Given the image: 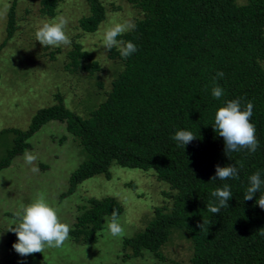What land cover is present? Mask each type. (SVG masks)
Segmentation results:
<instances>
[{"label": "trees", "instance_id": "trees-1", "mask_svg": "<svg viewBox=\"0 0 264 264\" xmlns=\"http://www.w3.org/2000/svg\"><path fill=\"white\" fill-rule=\"evenodd\" d=\"M62 1L40 0V14L55 18ZM86 1L89 14L79 20V27L94 33L106 19V6L102 0ZM127 1L141 16L135 29L118 39L131 41L137 51L124 59L116 48L110 50L122 67L105 99L96 108L90 106L89 115L83 117L69 109L57 92V102L39 109L27 130L12 129L14 142L0 159V170L30 147V137L44 124L65 122L88 155L72 173L68 193L95 175L110 179L114 164L151 170L169 185L163 193L167 204L155 209L143 232L124 239V251H130L126 258L148 252L158 259L157 264H185L162 252L173 234L182 233L192 250L187 264H264V236L260 235L264 209L256 203L260 193L244 200L250 175L260 171L264 179V0L243 4L238 0ZM16 5L17 0H12L0 50L16 31ZM51 55L54 58L55 52ZM68 56L67 67L74 70L85 60L84 69L92 73L100 69L80 43ZM218 71L224 76L214 79ZM216 85L224 90L219 100L211 95ZM237 98L242 108L246 101L254 105L250 122L259 147L255 153L241 150L228 157L223 138L212 125L216 110ZM178 130L197 136L184 150L172 139ZM229 164L237 167L238 179H211L217 165ZM224 184L233 194L229 208L212 214L207 211L208 203L214 201L210 193ZM80 209L70 237L82 245L98 242L113 210L119 217L124 212L122 204L110 196L90 197ZM202 221L210 224L207 233L197 227ZM16 240L10 231L7 246L13 249Z\"/></svg>", "mask_w": 264, "mask_h": 264}, {"label": "rangeland", "instance_id": "rangeland-1", "mask_svg": "<svg viewBox=\"0 0 264 264\" xmlns=\"http://www.w3.org/2000/svg\"><path fill=\"white\" fill-rule=\"evenodd\" d=\"M11 1L0 0V44L6 37L9 8L5 11V5H11ZM102 1L106 6V19L96 32L86 33L79 27V20L89 14L86 0H63L55 18L40 14V0H17L16 31L0 50V159L13 145L12 129L27 130L39 109L57 102V92L65 98L69 109L83 117L89 115L90 106L96 108L108 95L122 63L101 46L102 33L113 22L130 19L135 23L141 15L127 0ZM246 1L238 0L242 4ZM60 16L69 21L66 33L71 46H42L35 40L37 28ZM75 43H80L83 50L94 49L90 52L99 62V70L92 73L84 69L87 60L77 70L67 67L68 54ZM29 141L31 145L26 150L37 156L35 166L39 170L33 172V166L25 164L24 153L14 156L10 165L0 170V264L158 263L148 252L142 257L126 258L130 251H124L123 241L143 232L154 218L155 209L167 204L163 193L168 191V184L159 181L151 170L114 164L110 179L98 174L68 193L72 173L88 157L79 139L67 130L65 122L50 120ZM39 192L45 193L47 202L57 209L60 220L72 229L81 214L80 208L90 197L116 198L124 208L120 222L126 234L123 238L110 237L107 219L97 243L77 244L70 237L62 249H46L44 253L21 257L7 246L10 233L7 228L18 206L32 202ZM162 252L168 259L185 264L192 256L191 244L182 233L173 234Z\"/></svg>", "mask_w": 264, "mask_h": 264}, {"label": "clouds", "instance_id": "clouds-1", "mask_svg": "<svg viewBox=\"0 0 264 264\" xmlns=\"http://www.w3.org/2000/svg\"><path fill=\"white\" fill-rule=\"evenodd\" d=\"M10 4L5 5V11L10 8ZM69 21L60 16L52 22H44L35 32V40L42 46H71V39L66 33ZM136 25L132 20H124L123 22H113L106 27L102 33V47L105 52L116 48L121 58L127 59L137 51V47L131 41L118 39L125 33L133 31ZM87 50V51H92ZM86 52V51H85ZM224 73L218 71L217 78H223ZM211 95L215 99H220L224 95V90L219 85L212 87ZM241 99H232L226 101L224 106L219 107L214 116L213 129L223 138L224 152L228 156L229 153L247 150L249 153H255L259 147L256 137V128L250 122L253 115V107L251 101H246L244 107H241ZM197 136L188 130H178L172 137L183 150L187 144L196 139ZM229 157V156H228ZM24 162L32 165V171L37 172L39 169L35 166L37 156L30 151L24 152ZM240 167L243 163L240 162ZM238 169L235 165L215 167V176L212 180L225 181L228 179H238ZM264 186V179L261 178V172L256 171L249 177V185L244 193V200H252L254 194L260 193L256 203L261 209H264V194H261V188ZM214 201H210L207 205V211L216 214L221 209L229 208L228 201L232 197V192L228 184L223 187H217L210 193ZM19 210L15 213L8 231L15 233L17 240L13 243V249L21 256L27 257L35 253H44L46 249H62L66 241L70 239L71 226L62 222L58 216L57 209L52 207L46 199L44 192L37 193L32 202L27 205L21 203ZM208 221L198 223L197 227L208 232ZM107 234L113 238H123L125 229L120 222L119 214L116 210L112 211L111 217L107 223ZM260 235L264 236V232Z\"/></svg>", "mask_w": 264, "mask_h": 264}]
</instances>
